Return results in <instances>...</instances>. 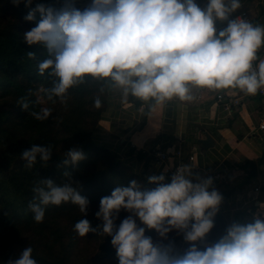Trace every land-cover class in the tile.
<instances>
[{
    "label": "clouds",
    "instance_id": "obj_1",
    "mask_svg": "<svg viewBox=\"0 0 264 264\" xmlns=\"http://www.w3.org/2000/svg\"><path fill=\"white\" fill-rule=\"evenodd\" d=\"M24 2L30 8L26 21L40 16L24 33V41L47 51L37 69L39 75L53 78L52 86L42 89L52 103L56 98L65 102L69 90L86 78L104 81L124 98L151 102L148 115L174 99L193 101V88L239 90L249 96L264 88V59L258 55L264 48V25L230 18L242 7L240 0H208L205 8L196 0H92L83 10L74 0H65L60 9L43 4L31 9L32 0ZM218 21L226 26L218 29ZM27 56L35 59L34 53ZM19 106L26 112L30 107L24 98ZM95 106H101L99 98ZM29 115L46 121L52 110L43 107ZM52 155L50 145L33 144L21 159L31 169L37 157L48 162ZM64 157L67 168L85 154L72 148ZM64 175L69 182L40 180L33 188L35 197L28 207L37 223L44 220L47 206L69 202L87 216L89 200L74 186L71 173ZM196 179L194 183L192 170L181 166L170 182L163 174L149 176L151 188L135 180L119 185L100 200L96 218L102 224L93 228L82 218L74 230L81 237L90 232L110 236L119 264H264V218L259 215L251 223L231 224L218 240L206 243L223 197L212 189L211 177ZM121 211L128 215L117 226ZM146 231L157 233L159 241ZM173 232L189 245L183 253L170 239ZM7 264L38 262L28 246Z\"/></svg>",
    "mask_w": 264,
    "mask_h": 264
},
{
    "label": "trees",
    "instance_id": "obj_2",
    "mask_svg": "<svg viewBox=\"0 0 264 264\" xmlns=\"http://www.w3.org/2000/svg\"><path fill=\"white\" fill-rule=\"evenodd\" d=\"M83 1L74 0L75 6L83 10ZM64 2L32 0L31 9L37 4L60 9ZM29 11L24 0L19 4L13 0H0V101L7 102V106L0 110V264H7L9 259L18 257L28 246L33 248V258L38 264H73L70 247L76 236L68 232L70 223L74 221L75 225L86 218L93 228H97L102 221L90 214L84 217L79 206L69 202L47 206L44 220L37 223L28 205L34 200L33 188L40 180L51 179L62 185L70 180L64 175L65 171L71 173L74 186L90 202L88 208L97 210L101 198L111 195L119 185L129 186L133 180L147 188L154 185L124 165L110 148L95 141V123L87 122L86 118L99 115L101 119L108 105L104 81L86 78L84 83L69 90L65 102L61 103L59 98L55 103L47 101L46 107L52 110V116L46 121L29 115L43 108L42 103L37 101L41 96L46 98L42 89L51 87L53 80L47 73L39 75L37 69L47 57L46 49L29 46L24 41V33L40 19L37 13L35 22L26 21ZM29 52L35 54V59L28 58ZM21 98L30 105L27 112L19 106ZM97 98L101 100L99 110L94 109ZM33 144L50 145L53 155L48 162H42L37 157V163L29 169L25 167L21 154ZM72 148L82 149L85 159L66 168L64 153ZM166 181L170 182L167 178ZM127 215V212L121 211L119 219L123 220ZM216 217L218 228L212 238L207 239L211 243L221 237L224 226L221 216L217 214ZM137 223L140 222L137 220ZM146 235L150 232L146 231ZM107 240L111 242V237L107 236ZM66 241H69L67 245ZM58 246L62 248L59 253ZM102 246L108 256L118 258L112 244ZM42 247L49 254L44 253Z\"/></svg>",
    "mask_w": 264,
    "mask_h": 264
},
{
    "label": "crops",
    "instance_id": "obj_3",
    "mask_svg": "<svg viewBox=\"0 0 264 264\" xmlns=\"http://www.w3.org/2000/svg\"><path fill=\"white\" fill-rule=\"evenodd\" d=\"M91 2L85 0L83 7ZM207 2L196 0L201 8ZM240 3L242 7L233 14L246 13L252 23L264 25V0ZM225 26L217 22L218 29ZM259 53L264 59V48ZM192 95L193 101L174 99L148 115L151 102L124 98L119 89L110 88L95 141L110 148L124 165L147 179L163 174L170 181L173 175L166 171L175 160L170 159L165 167L156 164L157 150L172 153L180 149L185 158L194 156V161L188 162L193 182H199L196 177H211L212 189L223 197L218 212L224 223L222 236L233 223H251L257 215L264 218L260 207L264 204V133L258 129L262 102L258 93L249 96L239 90L193 88ZM219 95L223 98L219 99ZM229 99H237L240 104L231 103L230 110H226L224 103ZM207 136L213 139V146L205 150L200 141ZM252 163L256 165L255 177L250 175ZM175 244L180 253L189 247L183 238ZM198 246L203 248L204 244Z\"/></svg>",
    "mask_w": 264,
    "mask_h": 264
},
{
    "label": "rangeland",
    "instance_id": "obj_4",
    "mask_svg": "<svg viewBox=\"0 0 264 264\" xmlns=\"http://www.w3.org/2000/svg\"><path fill=\"white\" fill-rule=\"evenodd\" d=\"M83 3H84V1L81 3V7L84 9L85 7H83V5H84ZM106 91H107V97L109 98L110 88L108 86H107ZM40 99H42L44 101L42 103L43 107H46L47 106L46 105L47 104L46 98L41 96ZM5 106H7V102L0 101V110L2 108H4ZM88 107H90V105H88ZM94 109L99 110V108H97L96 106ZM94 109H92V110H94ZM99 119H100L99 115H97V116L93 115L90 118H86L87 122H91V123H93V125L95 123L94 133H96V131H97V128L99 125ZM94 138H95V135H94ZM97 211H98L97 209L88 208L87 215L90 214V215L96 216ZM216 219H217V217H215V219H214L215 227L207 239H211L212 234H214L216 231V228H218V222L219 221ZM121 220L122 219H118L116 221V224L120 223ZM73 225H74V221H72L70 223L69 228H68V232L70 234H73L76 236V239H75L76 241H74L73 245L70 247V252H72L71 257L73 260V264H85V263H87V264H119L118 258H115V256H108L103 249L102 245L111 246V242L107 240V236L98 235V234L90 232L88 234V236L81 237L78 234H74V232H76V231L74 230V228H71ZM70 231H72V232H70ZM147 232H150V235L152 236L154 242L159 241L160 238H159L157 233H155L154 231H147ZM70 234H69V236H71ZM177 237L179 239H177L175 241V243L177 241L181 240L183 237L180 234L175 233V232L170 234L171 240L175 239ZM68 242L69 241H66L65 245H67ZM164 242L167 243L168 241H164ZM61 249H62L61 246H58L57 247V253L61 252ZM43 250H44V248L42 247V251ZM43 252L46 254H49L48 251H43Z\"/></svg>",
    "mask_w": 264,
    "mask_h": 264
},
{
    "label": "built area",
    "instance_id": "obj_5",
    "mask_svg": "<svg viewBox=\"0 0 264 264\" xmlns=\"http://www.w3.org/2000/svg\"><path fill=\"white\" fill-rule=\"evenodd\" d=\"M237 16L243 17L244 19L249 20V18H248L246 13L233 14L232 17H230V18L231 19H235ZM258 55L260 57V53H258ZM258 94L260 96V99H261V102H262V107H263L262 118H261V121L259 123L258 129L264 133V88H261L258 91ZM218 98L222 99L223 95H219ZM231 103L235 104V105H238V104H240V101H238L237 99H234V100L229 99L228 102L224 103V107H225L226 110H230V105H232ZM170 159L175 160V163H174V165H173V167L171 169L166 171V173H169L171 171L172 174L174 175L176 173L177 169H179L181 166L189 168L190 165L188 164V162L189 163L193 162L195 157L194 156H190L188 158H185L184 155H183V152L180 149H176L172 153H169V152L163 151V150H157L154 153L155 163L158 164V165H161V166L164 165L163 167H165L166 162H168ZM193 168H194V170H198L194 166H193ZM255 190L257 192L260 191L259 188H255Z\"/></svg>",
    "mask_w": 264,
    "mask_h": 264
},
{
    "label": "water",
    "instance_id": "obj_6",
    "mask_svg": "<svg viewBox=\"0 0 264 264\" xmlns=\"http://www.w3.org/2000/svg\"><path fill=\"white\" fill-rule=\"evenodd\" d=\"M200 143L203 146V148L205 150H207L208 148H210V147L213 146V139L210 136H207V138L204 139V140H201ZM250 168H251L250 175L252 177H255V175H256V165L254 163H252L251 166H250Z\"/></svg>",
    "mask_w": 264,
    "mask_h": 264
}]
</instances>
